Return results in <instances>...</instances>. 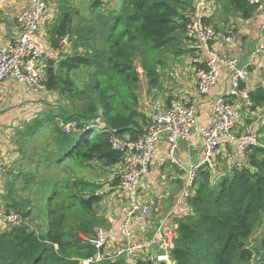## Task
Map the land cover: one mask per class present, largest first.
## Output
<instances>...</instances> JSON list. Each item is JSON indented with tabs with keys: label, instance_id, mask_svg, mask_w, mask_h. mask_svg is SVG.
<instances>
[{
	"label": "trees",
	"instance_id": "trees-1",
	"mask_svg": "<svg viewBox=\"0 0 264 264\" xmlns=\"http://www.w3.org/2000/svg\"><path fill=\"white\" fill-rule=\"evenodd\" d=\"M228 2L243 20L256 13V7L245 0ZM100 3L95 0L94 8L99 9ZM190 6V0H121L119 10L105 18L106 28L98 34L100 47L83 53L77 51L74 39L70 51L64 52L62 41L70 38L71 22L69 13H62L49 32L50 46L60 60L48 61L44 81L46 90L57 95L59 102L27 128V136H37L43 143L40 152L45 164L61 168L70 163L71 172L93 171L98 166L105 172L119 162L120 153L113 149L112 140L138 138L148 122L137 110L140 75L135 61H139L148 88H157L166 67L163 57L186 54L183 13ZM79 69L88 72L84 88L70 78ZM250 98L256 107L264 105V87H256ZM68 124L74 131L66 130ZM43 130L45 134L39 135ZM262 132L260 146L246 156L243 166H233L212 182L209 171L199 172L195 192L187 200L190 213L175 223L173 264H264V242L257 254L249 243L255 226L264 218ZM36 185L40 196L34 204L28 203L27 210L12 200V209L24 222L0 231V264H79L78 259L93 253L84 240L104 224L96 208L105 193L96 182L74 174ZM34 188H30L32 193ZM38 221L40 226H32ZM69 223H73L75 237L84 236L78 237L79 243L74 242Z\"/></svg>",
	"mask_w": 264,
	"mask_h": 264
},
{
	"label": "built area",
	"instance_id": "built-area-1",
	"mask_svg": "<svg viewBox=\"0 0 264 264\" xmlns=\"http://www.w3.org/2000/svg\"><path fill=\"white\" fill-rule=\"evenodd\" d=\"M12 0H0V7L9 6ZM191 6L183 13L185 34L198 46L202 55L201 66L195 72L197 94L212 111L209 127L198 124V106L194 103L171 97L166 108L157 106L148 115L144 133L138 138H115L112 147L120 153L119 162L112 167V178L105 193L106 199L117 207L119 214V233L130 241L125 247L108 249L116 238L104 227L94 230V235L84 241L93 250L92 255L78 259L79 264H101L118 262L126 264H173L171 247L175 228L164 227L165 221L158 226L154 221L156 208L150 203L139 202L138 196L142 179L150 170L157 157V145L164 138L168 144V156L172 163L178 164L174 153L179 141L200 140V158L190 163L184 171V181L177 205L194 194L199 172L214 161L221 148L234 146L240 156H247L253 148L260 146L259 129L264 127V114L255 117L253 125L242 122L243 115L256 112L250 98L246 82L252 72L264 74V37L249 51L247 63L229 55L230 49L237 43L234 32L220 33L211 21L217 12L215 0H190ZM29 7L17 14L19 28L15 42L0 46V83L9 77L35 91L46 90L43 80L45 62L50 53L36 41L37 32L51 13L49 0H28ZM248 5L256 7V13H263L264 0H245ZM264 34V23L260 28ZM66 44V43H65ZM221 68L227 71L230 82L228 93L212 97L211 91L219 79ZM238 100L241 110L233 100ZM245 112L242 114L241 112ZM248 125V124H247ZM244 129L242 133L240 130ZM67 131H74L68 124ZM3 150L0 148V164ZM4 205V204H3ZM0 204V231L19 226L24 220L14 209ZM169 212L166 219L171 215ZM135 220L153 225L149 238L132 239V223Z\"/></svg>",
	"mask_w": 264,
	"mask_h": 264
},
{
	"label": "crops",
	"instance_id": "crops-1",
	"mask_svg": "<svg viewBox=\"0 0 264 264\" xmlns=\"http://www.w3.org/2000/svg\"><path fill=\"white\" fill-rule=\"evenodd\" d=\"M28 7V0H12L9 6L0 7V46L15 42L18 39L19 28L16 24L17 14ZM215 15L216 13H214L211 18L212 22L216 17ZM50 21L53 20H51L49 16L43 21L36 35V41L51 54L45 62L46 65L50 59L59 58L58 53L51 48L49 42L50 33H48L49 26L47 22ZM263 23L264 11L263 13H255L248 20H243L242 25L244 29L246 28L243 30L245 32L241 34V36L237 34L239 40H237V43L230 49L229 55L239 58L243 63H247L249 51L254 48L261 37H264V34L260 30ZM187 40L191 39L184 34L182 45L185 47L186 54L173 57L176 61L181 58L184 59L174 62L170 69L165 67L160 85L157 88L149 89L146 85L144 97H139V106L137 110L147 119L148 115L157 106L166 108L169 99L171 97H177L180 101L196 104L199 109L198 124L202 127H209L212 120V111L204 103V100L198 96L195 82V72L201 66L202 55L198 46L188 45ZM66 42L70 44V41L67 39L65 42L64 40L62 41V43ZM63 47L64 52L70 51L69 45ZM197 63L198 65H195ZM257 77H260L259 73L252 72L246 82V87L250 92H253L258 86L263 87V79L259 84L256 80ZM218 80L215 88L210 93L212 97L226 94L231 88L225 68H221ZM42 91H35L22 85L13 77H9L0 83V148L3 150L0 170L2 166L9 169L15 163H18V165L26 163L27 157L32 159H34V156L36 157L37 152L31 154L33 157L28 155L24 144L30 139H33L27 136L29 123L43 113L41 109L48 102V98L52 94L47 90L44 92ZM53 95L55 94L51 96ZM233 102L241 110L239 101L236 99L233 100ZM258 112H260V109L247 115L242 111L241 113L244 114L242 122L245 123L244 120H255ZM246 126L249 127L247 124ZM144 127L145 125L143 126V130ZM263 128L259 129L258 132L259 141L263 137ZM243 131L244 129L240 130V133ZM167 145L164 138L159 141L156 160L142 179L138 199L139 202L153 204L156 208L154 221L152 220L149 223L158 226L162 221H165L164 227L171 229L176 226L175 223L177 220L190 213L187 202H182L177 205L184 181V171L182 169H186L190 163L199 160L201 144L200 140L195 138L188 141H179L177 151L173 156L175 160L178 161V164L171 162L168 156ZM235 153L234 146L221 148L218 152L220 156H216L212 164L205 166L202 170H207L210 174V167H213V172L210 174V177L214 180L215 176L228 173L233 166L241 167L246 164V156H236ZM40 162L41 161L38 159L37 163ZM1 205H3L2 202ZM116 205V208H114L113 204L108 205L107 210H110L108 218L102 220L104 223L103 226L105 225L106 229L111 231L116 238V242L108 247L110 251L125 247L130 243V241L125 240L119 233L120 217L117 213L118 204L116 203ZM169 212L172 213L166 219L165 217ZM151 224L135 220L131 226L132 239L149 238L153 233V225ZM256 228H258L256 241H258V243L264 242V218L254 229ZM252 242L253 240L250 238V246L258 245Z\"/></svg>",
	"mask_w": 264,
	"mask_h": 264
},
{
	"label": "rangeland",
	"instance_id": "rangeland-1",
	"mask_svg": "<svg viewBox=\"0 0 264 264\" xmlns=\"http://www.w3.org/2000/svg\"><path fill=\"white\" fill-rule=\"evenodd\" d=\"M99 1L101 2L100 8L97 9V8H94L95 0H49V4H50L49 9L51 13L50 17H51V20L53 21L47 22V25L51 29L52 26L58 22L59 17L62 15V13L66 11L69 13L70 22H71L70 38H68V40L71 42V40L74 39V42H78L77 51L82 52V53L88 50H92L93 48L97 49L100 47V40H99L98 34L102 28L103 29L106 28V27L105 28L103 27V24H105V18L109 14L111 13L113 14V12H117L121 4V0H99ZM215 4H216L215 7L217 9V12L215 15L216 17L215 19H213L212 23L214 24L218 32L220 33L234 32L241 36V34L245 32L243 30L246 29V28L244 29L242 25L243 19H241V17L238 14H236L229 8L228 0H215ZM49 27H48V30H49L48 33L50 32ZM187 42H188V45H192V46L195 45L192 40H187ZM62 44L63 46L69 45L67 42H66V45L65 43H62ZM48 58H49V55H48ZM163 59L165 60L166 68L170 69V67L173 65L174 62L181 61L184 58H181L176 61V59H174L172 56L165 55ZM53 60H55V63H56L57 60L59 61L60 59L56 58ZM135 65L140 75V82H139V88H138L137 94L139 97H144L146 85L148 88V84L144 77L143 72L140 69L138 60L135 61ZM195 65H198V63ZM47 66L48 65L45 64V68L43 69L42 78L44 81H45V70ZM55 68H56V65H54V69ZM166 73H167V70H166ZM259 75L260 77H257L256 80L260 84L262 79L264 81V74H259ZM87 76H88V72L84 69H79L75 72L73 71L70 73V78L76 83V85L79 88H84L85 83L87 82ZM263 87H264V84H263ZM44 91L45 90H43L42 92ZM51 95L48 98V102H47L48 104L46 103L44 107L41 109L43 110V112H45L49 106L54 107L59 102L57 95H53V96ZM258 109H260V112H259L260 114H264V105H261L260 107L258 106L256 110ZM245 121L248 125H253V122H254V120L252 121L245 120ZM44 132L45 131L43 130V132L42 133L40 132L39 135H44L45 134ZM37 138L38 137L36 136L24 144L25 149L27 150L29 156L33 157V155L31 154H34L36 150L37 155L36 157L34 156V159L27 157L26 163L20 164V165H18V163H15L9 169L5 168L4 166L1 167V170H0V201L4 204L3 206L13 208L12 200H15L17 204L22 206L23 210H27L28 203L31 202L32 204H34L37 201L38 197L40 196L39 187L36 184L40 183L44 179H49V178H54V177L65 179L66 177H71L74 174V175H77V177L96 182L97 184L100 185V188L102 191L103 190L105 191L107 188L110 187L109 182L112 178L111 170L103 172L97 166L95 167L93 171H90V170L89 171L87 170L75 171L74 169V171L71 172V170L68 167L70 163H67L64 165V167L63 166L61 167L67 170V172L66 171L63 172L62 169L59 168L58 165H55L54 167V166H49L48 163L45 164L46 162L44 161L43 155L40 152L43 146V143L39 142ZM45 141H46V138H45ZM217 154L216 156H220L219 154L218 155ZM235 154L236 156H238L237 153ZM216 156L214 160L216 159ZM38 159L41 161L40 164L37 163ZM92 164L94 165L95 163H92ZM37 167H40V168L37 169ZM212 172H213V167H210V174ZM30 175H32L34 179H32ZM28 180H31L29 182L30 185L27 188H25V186L28 184L27 183ZM210 180L212 182L213 179H210ZM33 185H35L34 193H32V191L30 190V188H32ZM108 205H111V203L110 201L105 199L103 201V204L100 202L99 205L97 206L96 214L99 219L104 220L105 218H108V214L110 211V210H107ZM111 215H112V212H111ZM69 225H70L69 232L74 235L73 237L74 242L79 243V239L80 238L83 239L84 236H82L81 234H78L79 239L77 236L75 237V229H74L73 223H69ZM32 226L38 227L40 226V222L38 221ZM103 227L106 228L105 225ZM257 230L258 228L255 229L254 234L252 236V240H253L252 243L258 244L256 246L254 245L251 246L254 254H257V252L259 251L261 247L260 243H262V242L258 243V241H256Z\"/></svg>",
	"mask_w": 264,
	"mask_h": 264
},
{
	"label": "bare ground",
	"instance_id": "bare-ground-1",
	"mask_svg": "<svg viewBox=\"0 0 264 264\" xmlns=\"http://www.w3.org/2000/svg\"><path fill=\"white\" fill-rule=\"evenodd\" d=\"M66 41V39H64V42Z\"/></svg>",
	"mask_w": 264,
	"mask_h": 264
}]
</instances>
